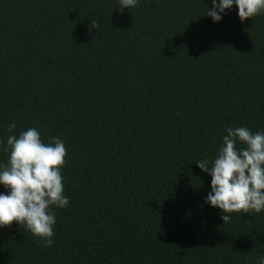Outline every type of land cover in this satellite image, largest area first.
Returning <instances> with one entry per match:
<instances>
[{
    "label": "trees",
    "instance_id": "obj_1",
    "mask_svg": "<svg viewBox=\"0 0 264 264\" xmlns=\"http://www.w3.org/2000/svg\"><path fill=\"white\" fill-rule=\"evenodd\" d=\"M118 6L0 0V141L29 128L62 140L70 202L51 208V246L0 228V264H256L264 210L223 223L196 163L227 128L264 132V13L241 22L233 5L214 23L211 0Z\"/></svg>",
    "mask_w": 264,
    "mask_h": 264
},
{
    "label": "clouds",
    "instance_id": "obj_2",
    "mask_svg": "<svg viewBox=\"0 0 264 264\" xmlns=\"http://www.w3.org/2000/svg\"><path fill=\"white\" fill-rule=\"evenodd\" d=\"M137 3L118 0L117 8L123 12ZM211 4L206 16L214 23L233 5L241 22L264 13V0H211ZM91 27L98 28L99 22L92 21ZM15 128V123L8 125L9 132ZM226 133L211 163L207 159L196 163L211 178V190L204 203L222 212L223 223L230 221L231 213L264 210V132L233 127ZM0 146L9 153L7 163H0V185L6 189L0 193V228L15 222L41 240L43 246H51L56 222L51 208L62 209L70 203L63 194L61 169L67 155L63 141L53 137L45 143L36 128H29L18 136H7L6 146L3 141ZM256 264H264V256L258 257Z\"/></svg>",
    "mask_w": 264,
    "mask_h": 264
}]
</instances>
